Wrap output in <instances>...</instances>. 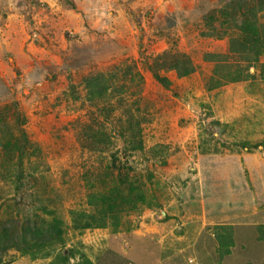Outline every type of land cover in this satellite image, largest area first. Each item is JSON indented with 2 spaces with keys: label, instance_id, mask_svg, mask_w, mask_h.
<instances>
[{
  "label": "rangeland",
  "instance_id": "374dc122",
  "mask_svg": "<svg viewBox=\"0 0 264 264\" xmlns=\"http://www.w3.org/2000/svg\"><path fill=\"white\" fill-rule=\"evenodd\" d=\"M261 142L264 0H0V264H264Z\"/></svg>",
  "mask_w": 264,
  "mask_h": 264
},
{
  "label": "trees",
  "instance_id": "16d2710c",
  "mask_svg": "<svg viewBox=\"0 0 264 264\" xmlns=\"http://www.w3.org/2000/svg\"><path fill=\"white\" fill-rule=\"evenodd\" d=\"M87 88V101L89 104L93 102L96 98H101L102 90L101 84L93 79H89L86 83ZM129 134L126 136L125 133ZM100 134V133H99ZM137 135L139 132H135L132 129L126 128L124 131H121L120 136L126 137L127 140V150L131 152L141 151L142 142L137 140ZM264 150V142L258 143L247 150ZM128 180V179H127ZM129 182V180H128ZM114 189L109 190L110 193H91L88 195L86 200V205L92 210V213H75L74 220L80 221L81 225L78 228L83 230L90 229H106L109 226V221L112 219L115 206L117 205L118 199H125L126 196L130 195L131 198L136 199L137 201H142L143 196L142 192L132 187L129 182V188H127L128 195L122 197V189L120 187H112ZM127 200V199H125ZM128 201V200H127ZM131 201V200H129ZM73 215V213H72ZM257 232V242L264 241V225H259L256 228ZM211 235L214 238L217 247L215 253L217 255V263L221 264L222 261L231 255V251L234 248V231L232 225H216L211 229Z\"/></svg>",
  "mask_w": 264,
  "mask_h": 264
},
{
  "label": "crops",
  "instance_id": "0c3cea01",
  "mask_svg": "<svg viewBox=\"0 0 264 264\" xmlns=\"http://www.w3.org/2000/svg\"><path fill=\"white\" fill-rule=\"evenodd\" d=\"M231 167H232V166H229V168H226V169H227V170H228V169H231ZM250 168H252L253 171H256V170H257L256 167H255L254 165H251ZM253 168H255V169H253ZM229 171H231V170H229ZM229 171H228V173H229ZM229 174H230V173H229ZM225 225H231V224H225ZM233 227H234L233 229L235 230V226H233ZM234 235H235V233H234ZM212 238H213V237H212ZM213 239H214V238H213ZM234 250H235V248L232 250V253H233ZM231 255H232V254H231ZM231 255H230V256H231ZM230 256H229V257H230ZM227 259H228V257H227ZM227 259H226V260H227Z\"/></svg>",
  "mask_w": 264,
  "mask_h": 264
}]
</instances>
